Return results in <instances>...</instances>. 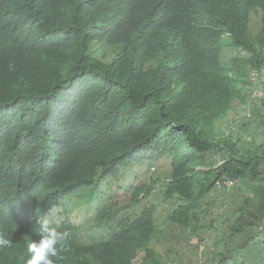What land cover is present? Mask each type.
Masks as SVG:
<instances>
[{
  "label": "trees",
  "instance_id": "1",
  "mask_svg": "<svg viewBox=\"0 0 264 264\" xmlns=\"http://www.w3.org/2000/svg\"><path fill=\"white\" fill-rule=\"evenodd\" d=\"M106 5L0 0L1 231L33 232L44 202L66 207L79 192L118 226L110 228L115 251L104 264H165L145 247L157 231V205L137 208L154 180L135 174L112 182L122 166L163 158L169 232L201 219L211 227L227 221L210 261L229 264L217 246L224 241L236 264H264V0H171L169 20L149 29L132 16L103 27ZM251 10L256 31L248 27ZM226 45L239 50L231 67L223 62ZM159 56L164 63L145 67ZM251 79L262 86L259 100L244 94ZM238 104L248 112L234 120V139L217 123ZM217 157L223 162L214 167ZM223 178L235 182L216 188ZM52 179L70 183L56 189ZM44 191L45 199L29 197ZM99 249L83 247L95 256Z\"/></svg>",
  "mask_w": 264,
  "mask_h": 264
},
{
  "label": "clouds",
  "instance_id": "2",
  "mask_svg": "<svg viewBox=\"0 0 264 264\" xmlns=\"http://www.w3.org/2000/svg\"><path fill=\"white\" fill-rule=\"evenodd\" d=\"M170 1L171 0H107L106 10L101 21L102 26L107 28L116 24L119 18L132 16L141 19L146 25V28L149 29L158 19L169 20L168 7ZM203 1L209 2L212 0ZM246 15L248 17L249 29L256 31L258 28V16L257 20L252 18L256 15L254 10L249 11ZM252 20L255 21V26L252 24ZM146 28L144 32L147 33ZM96 44L102 43L95 42L94 48ZM233 47L236 49L235 46ZM237 53L239 55L238 49ZM162 63H164V58L159 56L156 60L147 62L145 67L151 65L157 67ZM218 128L220 129V126H218ZM222 162L223 160L216 165L217 162L215 161L214 167L220 166ZM223 179V181L220 180L216 182L218 184H215V187L217 186V188H220L225 186L229 188V186L235 182L234 179ZM112 182L115 184L117 180H112ZM151 182L152 180L146 183ZM67 183L70 182L61 179H52L49 187L57 189ZM153 191L152 189L148 195L143 197L140 196L141 199L137 204V208H143L151 203L156 204L148 200ZM48 193L49 192L44 191L41 197L32 195H29V197L33 199H45ZM117 194L114 192L111 193L110 195L114 196L110 198H121V196ZM44 203L45 209L42 208L41 213L33 217V219L36 220L33 232L15 231L11 234H5L0 229V264H104L103 262L107 261V259L114 254L115 244L109 238V235L110 228L117 229L118 226H116L113 219L110 220L105 217L107 215L101 212L99 207L96 206L91 199H88L87 195L81 196L79 192L76 195H71L67 201L66 207L48 204V202ZM63 212L64 216H66V220L62 219L59 221L57 217L63 215ZM156 212L154 214L155 217ZM155 223L157 224L156 218ZM68 225H73L74 228L67 229L66 227ZM157 226L158 230L159 225L157 224ZM57 227L61 230H58ZM122 229L117 231V233ZM149 243L150 240H147L145 247H150ZM84 246H94V248L99 247L100 249L96 251L95 256L93 252L85 254L83 251ZM105 247H109L110 250L108 253L103 250ZM143 251L142 247L137 250L136 263L144 257L145 252ZM165 264L177 263L167 261Z\"/></svg>",
  "mask_w": 264,
  "mask_h": 264
},
{
  "label": "rangeland",
  "instance_id": "3",
  "mask_svg": "<svg viewBox=\"0 0 264 264\" xmlns=\"http://www.w3.org/2000/svg\"><path fill=\"white\" fill-rule=\"evenodd\" d=\"M252 18L257 20V15H254ZM252 24L255 26V21L252 20ZM101 48H103L101 44L95 45V50H101ZM110 52L112 53V51ZM236 56H239L237 49H235L232 45H226L223 54L224 64L226 66H231L232 60ZM262 93V86L256 79H251V84L247 85L244 89V94L250 101L259 100L262 97ZM239 104L237 107L229 110L226 118L218 123L220 130L234 139L236 138L235 132L238 131V124L237 122L235 123L234 120L248 112L243 105ZM257 133L260 134L259 132ZM242 136L244 137V134ZM209 154L214 155L213 157L218 156V154H215L213 151H210ZM210 161H212V158H210ZM220 161H222L221 157H217L216 165ZM168 162V160L162 158L157 161V165L154 162H144L142 164L134 165L127 170L123 169L122 166L118 178L115 180H121V183L123 184L131 179L135 174L140 176V179L142 180L140 182L154 180L152 183L154 191L151 193L148 200L158 205L155 218L160 227L150 239L149 246L156 249L165 259V262L171 261L173 263L176 262L177 264H218L216 260L212 262L210 261V258L214 256L213 250L215 247V241L220 239L223 233L228 232V228L232 223L227 221L225 222L224 220H218L214 227H211L210 225L207 226L208 220L201 219L200 221H193L185 228L178 226L171 227L170 233L168 230L169 224L166 222V218H164V216H166V206L161 203L163 200V188L161 187V184L164 186L167 182V178L169 177ZM129 191L130 190H128V192ZM218 194L220 193L216 192L213 196L215 197ZM117 195L122 196V194ZM172 207L173 205L171 204L169 209H172ZM62 214L63 215L57 217L59 221L62 219L66 220L64 212ZM198 214V217H200L204 215L205 212L201 211ZM57 229L61 230L59 227H57ZM246 230L249 229L247 228ZM262 230H264V223L262 224ZM217 246L221 247L225 256L230 258L229 264H236L231 252L227 253L225 251L227 249L226 245H224V241L220 242Z\"/></svg>",
  "mask_w": 264,
  "mask_h": 264
}]
</instances>
